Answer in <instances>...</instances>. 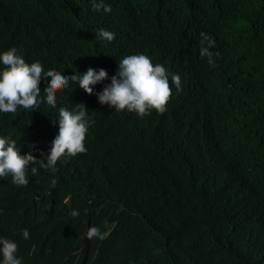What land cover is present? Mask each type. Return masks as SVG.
I'll return each instance as SVG.
<instances>
[{"label":"trees","instance_id":"16d2710c","mask_svg":"<svg viewBox=\"0 0 264 264\" xmlns=\"http://www.w3.org/2000/svg\"><path fill=\"white\" fill-rule=\"evenodd\" d=\"M105 3L110 12L92 0H0V51L16 47L45 72L104 68L109 78L125 55H165L183 58L190 76L183 91L172 89L162 116L105 119L73 83L50 108L43 81L39 111L0 113V135L38 159L26 186L0 178V237L17 243L23 264H264V0ZM100 28L115 39L98 41ZM201 32L215 41L214 67L200 56ZM219 70L236 77L219 117L192 123L206 107L188 108L191 92L210 71L222 83ZM78 103L94 121L87 151L40 167L58 134L56 112ZM30 118L44 126L35 140L25 133ZM92 226L102 242L87 236Z\"/></svg>","mask_w":264,"mask_h":264},{"label":"clouds","instance_id":"9594fccd","mask_svg":"<svg viewBox=\"0 0 264 264\" xmlns=\"http://www.w3.org/2000/svg\"><path fill=\"white\" fill-rule=\"evenodd\" d=\"M92 7L98 12L111 11V6L105 3V0H92ZM134 30L141 34L139 30L135 28ZM200 36V56L207 57L209 66L214 67V54L210 49L215 41L204 32H201ZM95 38L101 42H111L115 39V33L106 28H100L96 31ZM181 65L187 68L183 58L176 63L175 58H168L165 55L150 58L138 53L120 58L116 72L110 78L104 68L97 70L91 67L84 73L76 71L73 75L66 76L55 71L45 72L39 61L26 62L17 48L11 47L0 51V113H16L19 110L31 113L39 111L45 103L41 99L43 81L47 89L43 94L50 108L57 107L56 93L73 83L75 87L78 85L90 94V98L99 103L105 119L125 117L128 112L141 118L152 115L162 116L167 113L166 105L172 89H176L177 92L183 91L184 81L190 76L180 68ZM218 72L222 83H215L212 78L217 74L215 71H210L211 77H204L191 92L188 108L194 109L192 105L194 101L206 107L203 115L198 113L190 118L192 123L195 118L219 117L222 100L232 88L236 77L227 70ZM109 79V83H104ZM48 81L50 84L47 83ZM97 84H103L100 91L94 89ZM76 105L78 107L72 109L60 107L56 112L58 119L55 123L58 124V134L52 141L50 150L45 154L46 162H41L40 167L53 168L58 160L87 151L84 142L94 121L88 116L87 107L83 103ZM168 107H170L169 104ZM27 126H32L30 131L32 139L40 138L43 125L30 118ZM19 147L9 136L0 135V178L11 176L12 183L18 187L28 184L29 172L33 177L38 174V169L33 166L37 164L38 159H33L32 155L22 156ZM31 148L34 152L35 146ZM52 186H55L54 180ZM91 190H93L92 187L86 185L85 191L88 194ZM70 215L75 217L78 212L72 210ZM111 232L112 230L106 236H110ZM22 236L24 239L29 238L27 229L23 230ZM87 236L97 237L94 244L102 242L103 239V233L95 226L88 229ZM0 264H23L22 258L18 256L17 243L5 237H0Z\"/></svg>","mask_w":264,"mask_h":264},{"label":"bare ground","instance_id":"6f19581e","mask_svg":"<svg viewBox=\"0 0 264 264\" xmlns=\"http://www.w3.org/2000/svg\"><path fill=\"white\" fill-rule=\"evenodd\" d=\"M76 20V19H75ZM90 96V95H89ZM32 130V126H29V127H27L26 129H25V133H28V132H30ZM27 137H29V138H31L30 136H27ZM32 139V138H31ZM8 182H12V180H7ZM16 186V185H15ZM18 187V186H17ZM19 187H21V186H19ZM62 196H64V194L62 195ZM139 203V202H138ZM137 204V203H136ZM137 209V208H136ZM140 210V209H139ZM159 238H160V236H159ZM162 240V239H161ZM46 254L44 253V252H42V256H45Z\"/></svg>","mask_w":264,"mask_h":264}]
</instances>
